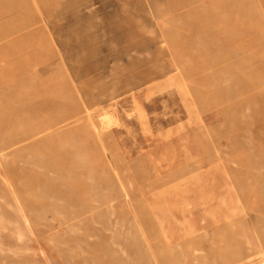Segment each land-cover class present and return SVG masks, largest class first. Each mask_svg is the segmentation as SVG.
<instances>
[{"label":"rangeland","instance_id":"obj_1","mask_svg":"<svg viewBox=\"0 0 264 264\" xmlns=\"http://www.w3.org/2000/svg\"><path fill=\"white\" fill-rule=\"evenodd\" d=\"M0 264H264V0H0Z\"/></svg>","mask_w":264,"mask_h":264},{"label":"bare ground","instance_id":"obj_2","mask_svg":"<svg viewBox=\"0 0 264 264\" xmlns=\"http://www.w3.org/2000/svg\"><path fill=\"white\" fill-rule=\"evenodd\" d=\"M165 87V86H164ZM167 91H168V89H167ZM171 91L173 92V89H171ZM176 91V90H175ZM171 92V93H172ZM170 93V92H169ZM176 114V113H175ZM138 115V114H137ZM138 117V116H137ZM178 120V119H177ZM260 215V214H259ZM257 216H258V214H257ZM261 217V216H260ZM258 218H259V216H258ZM263 220V219H262ZM259 221H261V220H259ZM262 247V246H261Z\"/></svg>","mask_w":264,"mask_h":264}]
</instances>
